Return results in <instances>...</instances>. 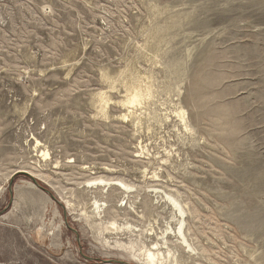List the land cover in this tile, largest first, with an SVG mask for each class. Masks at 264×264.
<instances>
[{"label": "rangeland", "instance_id": "obj_1", "mask_svg": "<svg viewBox=\"0 0 264 264\" xmlns=\"http://www.w3.org/2000/svg\"><path fill=\"white\" fill-rule=\"evenodd\" d=\"M116 242L264 264V0H0V264Z\"/></svg>", "mask_w": 264, "mask_h": 264}, {"label": "bare ground", "instance_id": "obj_2", "mask_svg": "<svg viewBox=\"0 0 264 264\" xmlns=\"http://www.w3.org/2000/svg\"><path fill=\"white\" fill-rule=\"evenodd\" d=\"M143 95L144 94H142V90H141V86H140V84L139 85H133V87H132V89L130 90V92L128 93V97H127V103L130 105H138V104H140L141 103V99H143L142 97H143ZM182 112H184L183 110H182ZM184 114V113H183ZM49 153L47 152V151H43V155L44 156H47ZM18 171H24L25 173H27L28 175H30L32 178L33 177H35L37 174H34L33 172V174L35 175V176H33L32 174H31V171H28V170H24V169H20V170H18ZM115 185H118V186H124V188H130V185L129 184H127V183H125L124 181H122V180H115V181H112ZM132 187V186H131ZM172 200H173V202H174V204H175V206H177V209L180 211V213H181V217H184V216H182V215H184L185 214V209H184V206H182V204L180 203V201H178L177 200V198H174V197H172L171 196V194H170V196H169ZM172 202V203H173ZM70 202L68 201V204H69ZM71 206V205H70ZM184 222V221H183ZM102 224V223H101ZM101 224H96V226H98L97 227V229L98 228H103V226L104 225H101ZM115 222H113V223H111L110 224V226H104V230L105 229H108V228H114V227H112V226H115ZM95 227V226H94ZM99 233V232H98ZM176 234H180V236L182 237V240L185 242V243H188V239H187V237H186V235H185V232H184V229H183V226L181 225L180 227H179V229H178V233L177 232H175ZM170 234V233H169ZM163 236H161V238H162ZM166 239V237L164 236L163 237V240H165ZM180 239V238H179ZM105 241H107L106 239H105ZM180 241V240H179ZM117 243V242H116ZM119 243V242H118ZM117 243V244H118ZM164 244H165V246H166V244L168 243V240L166 239L164 242H163ZM179 243V242H178ZM183 243V242H182ZM134 244V243H133ZM189 244H191V243H189ZM188 244V245H189ZM119 245H120V247H126V249H128L130 252H132V257L134 258V260L138 263V264H166V257L167 256H171V249H168V251H167V254H165V251H163L162 250V248H163V244H161V242L159 243V242H154L153 243V245L152 246H143L142 248H136L134 245H132V244H128L129 246H126V245H124V244H121V243H119ZM136 245V244H135ZM138 245V244H137ZM117 247V246H116ZM139 247V246H138ZM166 248V247H165ZM126 249H124V250H126ZM128 252V251H127Z\"/></svg>", "mask_w": 264, "mask_h": 264}]
</instances>
